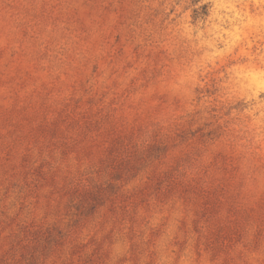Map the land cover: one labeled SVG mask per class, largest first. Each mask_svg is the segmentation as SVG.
Segmentation results:
<instances>
[{"label": "rangeland", "instance_id": "obj_1", "mask_svg": "<svg viewBox=\"0 0 264 264\" xmlns=\"http://www.w3.org/2000/svg\"><path fill=\"white\" fill-rule=\"evenodd\" d=\"M0 264H264V0H0Z\"/></svg>", "mask_w": 264, "mask_h": 264}]
</instances>
